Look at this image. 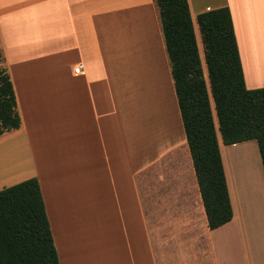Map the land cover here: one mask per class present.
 <instances>
[{
  "label": "crops",
  "instance_id": "1",
  "mask_svg": "<svg viewBox=\"0 0 264 264\" xmlns=\"http://www.w3.org/2000/svg\"><path fill=\"white\" fill-rule=\"evenodd\" d=\"M187 5L201 60L197 15L229 10L244 86L264 88V0ZM0 54L20 120L0 191L37 180L59 264H103L114 217L130 264H264L257 142L217 131L232 218L210 230L155 0H0Z\"/></svg>",
  "mask_w": 264,
  "mask_h": 264
},
{
  "label": "trees",
  "instance_id": "2",
  "mask_svg": "<svg viewBox=\"0 0 264 264\" xmlns=\"http://www.w3.org/2000/svg\"><path fill=\"white\" fill-rule=\"evenodd\" d=\"M155 3L207 226L214 230L232 218L216 133L224 145L255 140L264 174V88L244 86L227 8L197 15L201 60L187 0ZM19 125L12 84L0 65V135ZM0 264H59L35 178L0 191Z\"/></svg>",
  "mask_w": 264,
  "mask_h": 264
},
{
  "label": "rangeland",
  "instance_id": "3",
  "mask_svg": "<svg viewBox=\"0 0 264 264\" xmlns=\"http://www.w3.org/2000/svg\"><path fill=\"white\" fill-rule=\"evenodd\" d=\"M109 230H104L103 221V264H116L122 261L123 264H130L129 257L124 251V237L117 219L108 220ZM131 242V236L129 235ZM117 244V247L114 244ZM112 245V246H111Z\"/></svg>",
  "mask_w": 264,
  "mask_h": 264
},
{
  "label": "built area",
  "instance_id": "4",
  "mask_svg": "<svg viewBox=\"0 0 264 264\" xmlns=\"http://www.w3.org/2000/svg\"><path fill=\"white\" fill-rule=\"evenodd\" d=\"M81 70H82V66L77 65L76 67L73 68V74L78 75L81 73Z\"/></svg>",
  "mask_w": 264,
  "mask_h": 264
}]
</instances>
